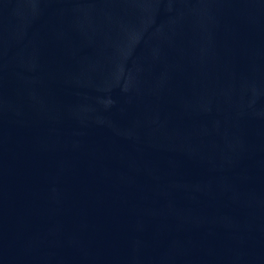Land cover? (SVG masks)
Masks as SVG:
<instances>
[{
	"label": "water",
	"instance_id": "1",
	"mask_svg": "<svg viewBox=\"0 0 264 264\" xmlns=\"http://www.w3.org/2000/svg\"><path fill=\"white\" fill-rule=\"evenodd\" d=\"M0 264H264V0H0Z\"/></svg>",
	"mask_w": 264,
	"mask_h": 264
}]
</instances>
